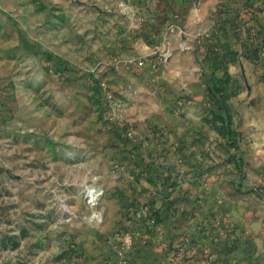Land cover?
<instances>
[{
  "label": "rangeland",
  "instance_id": "rangeland-1",
  "mask_svg": "<svg viewBox=\"0 0 264 264\" xmlns=\"http://www.w3.org/2000/svg\"><path fill=\"white\" fill-rule=\"evenodd\" d=\"M142 18L124 0H0V264H130L164 219L211 233L233 203L264 229V66L221 94L202 54L155 45Z\"/></svg>",
  "mask_w": 264,
  "mask_h": 264
},
{
  "label": "crops",
  "instance_id": "crops-1",
  "mask_svg": "<svg viewBox=\"0 0 264 264\" xmlns=\"http://www.w3.org/2000/svg\"><path fill=\"white\" fill-rule=\"evenodd\" d=\"M124 1L130 12L145 19L148 34L157 36L152 41L155 45L164 36L179 37L189 42L192 53L202 54L201 62L210 69L206 76L222 88L220 92L233 91L237 96L242 92L240 83L249 82L245 67L264 66V0H141L139 6L133 5L134 0ZM171 62L181 64L175 59ZM225 208L232 218L224 214L214 220L208 212L206 226L216 229L210 233L204 228L202 235L199 226L206 223L197 221L195 215L184 221L164 219L155 234L143 233L147 244L130 264H264V229L253 235L249 226L241 224L238 204ZM231 229L234 239L228 236ZM183 241L189 242L187 248Z\"/></svg>",
  "mask_w": 264,
  "mask_h": 264
},
{
  "label": "bare ground",
  "instance_id": "bare-ground-1",
  "mask_svg": "<svg viewBox=\"0 0 264 264\" xmlns=\"http://www.w3.org/2000/svg\"><path fill=\"white\" fill-rule=\"evenodd\" d=\"M87 197H90L91 201L93 200H96V196H97V191L96 190H91V189H88L87 191Z\"/></svg>",
  "mask_w": 264,
  "mask_h": 264
},
{
  "label": "trees",
  "instance_id": "trees-1",
  "mask_svg": "<svg viewBox=\"0 0 264 264\" xmlns=\"http://www.w3.org/2000/svg\"><path fill=\"white\" fill-rule=\"evenodd\" d=\"M218 91V90H217Z\"/></svg>",
  "mask_w": 264,
  "mask_h": 264
}]
</instances>
